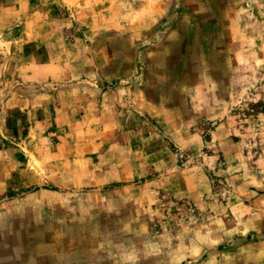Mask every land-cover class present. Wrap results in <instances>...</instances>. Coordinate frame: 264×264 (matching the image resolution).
<instances>
[{
    "label": "rangeland",
    "instance_id": "374dc122",
    "mask_svg": "<svg viewBox=\"0 0 264 264\" xmlns=\"http://www.w3.org/2000/svg\"><path fill=\"white\" fill-rule=\"evenodd\" d=\"M0 264H264V0H0Z\"/></svg>",
    "mask_w": 264,
    "mask_h": 264
}]
</instances>
